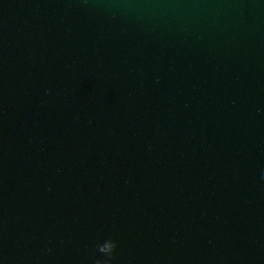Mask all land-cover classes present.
Returning a JSON list of instances; mask_svg holds the SVG:
<instances>
[{
	"label": "water",
	"instance_id": "95a60500",
	"mask_svg": "<svg viewBox=\"0 0 264 264\" xmlns=\"http://www.w3.org/2000/svg\"><path fill=\"white\" fill-rule=\"evenodd\" d=\"M262 173L264 0H0V264H264Z\"/></svg>",
	"mask_w": 264,
	"mask_h": 264
},
{
	"label": "clouds",
	"instance_id": "9594fccd",
	"mask_svg": "<svg viewBox=\"0 0 264 264\" xmlns=\"http://www.w3.org/2000/svg\"><path fill=\"white\" fill-rule=\"evenodd\" d=\"M262 176H264V173H262ZM115 246H116L115 241H114L113 239H110L109 244H108L106 250H107L109 253H111L112 250L115 248ZM96 264H101V261L97 260V261H96Z\"/></svg>",
	"mask_w": 264,
	"mask_h": 264
}]
</instances>
